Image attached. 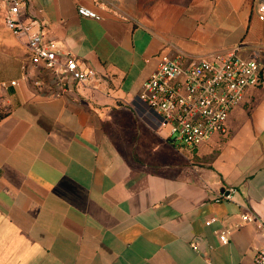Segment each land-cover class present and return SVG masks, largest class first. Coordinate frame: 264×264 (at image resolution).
<instances>
[{"label": "crops", "instance_id": "0c3cea01", "mask_svg": "<svg viewBox=\"0 0 264 264\" xmlns=\"http://www.w3.org/2000/svg\"><path fill=\"white\" fill-rule=\"evenodd\" d=\"M263 1L32 0L22 20L97 72L54 96L25 77L27 38L7 26L1 0L0 264H256L264 88L249 89L226 131L192 151L133 103L162 51L193 59L238 48L264 62Z\"/></svg>", "mask_w": 264, "mask_h": 264}, {"label": "built area", "instance_id": "2783aa9c", "mask_svg": "<svg viewBox=\"0 0 264 264\" xmlns=\"http://www.w3.org/2000/svg\"><path fill=\"white\" fill-rule=\"evenodd\" d=\"M2 1L8 5L7 26L15 35L27 38L30 56L24 72L34 86L50 95L63 96L76 85H88L97 79V72L82 67L74 53L56 40H46L44 30L36 22L22 20L32 0ZM258 10L259 18L264 20V1ZM79 11L96 16L86 8ZM158 59L156 70L144 82L133 108L157 132H165L168 141L179 150L192 151L225 132L230 112L242 103L247 91L264 88V62L242 57L238 48L193 59L181 50L162 51ZM16 83L12 80L1 86ZM242 219L254 221L255 216L248 213ZM220 239L223 244L229 243L227 230L221 231ZM256 264H264V247L256 256Z\"/></svg>", "mask_w": 264, "mask_h": 264}, {"label": "trees", "instance_id": "16d2710c", "mask_svg": "<svg viewBox=\"0 0 264 264\" xmlns=\"http://www.w3.org/2000/svg\"><path fill=\"white\" fill-rule=\"evenodd\" d=\"M4 114H5L4 112H1V111H0V118H1Z\"/></svg>", "mask_w": 264, "mask_h": 264}]
</instances>
